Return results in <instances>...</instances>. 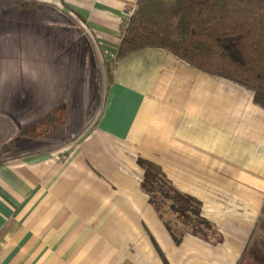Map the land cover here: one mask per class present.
<instances>
[{
	"label": "crops",
	"instance_id": "crops-1",
	"mask_svg": "<svg viewBox=\"0 0 264 264\" xmlns=\"http://www.w3.org/2000/svg\"><path fill=\"white\" fill-rule=\"evenodd\" d=\"M136 1L0 0V264H264V107L162 48L108 70Z\"/></svg>",
	"mask_w": 264,
	"mask_h": 264
},
{
	"label": "trees",
	"instance_id": "trees-1",
	"mask_svg": "<svg viewBox=\"0 0 264 264\" xmlns=\"http://www.w3.org/2000/svg\"><path fill=\"white\" fill-rule=\"evenodd\" d=\"M146 48L168 50L199 71L248 86L264 107V0H137L108 70ZM138 164L153 202L159 191L170 210L198 215L196 201L170 186L157 164L143 158ZM196 223L199 230L209 226L200 217Z\"/></svg>",
	"mask_w": 264,
	"mask_h": 264
},
{
	"label": "built area",
	"instance_id": "built-area-1",
	"mask_svg": "<svg viewBox=\"0 0 264 264\" xmlns=\"http://www.w3.org/2000/svg\"><path fill=\"white\" fill-rule=\"evenodd\" d=\"M134 11H135V7L134 6H126V7H124V9L122 11V15L124 17V21H123L124 26L127 25L128 20L133 15ZM108 56L111 57V58H115V54H112V53H109Z\"/></svg>",
	"mask_w": 264,
	"mask_h": 264
},
{
	"label": "rangeland",
	"instance_id": "rangeland-1",
	"mask_svg": "<svg viewBox=\"0 0 264 264\" xmlns=\"http://www.w3.org/2000/svg\"><path fill=\"white\" fill-rule=\"evenodd\" d=\"M163 189H164V190H167V188H166V187H164V186H163ZM169 194H170V192H169ZM155 196L157 197L158 201H161V200H160L159 191L155 192ZM168 203H169V201H167V202H164V204H165V205H166V204H168ZM161 205H162V204H161ZM166 206H167V205H166ZM166 206L162 205V208H161V209H165V208L167 209V207H166Z\"/></svg>",
	"mask_w": 264,
	"mask_h": 264
}]
</instances>
